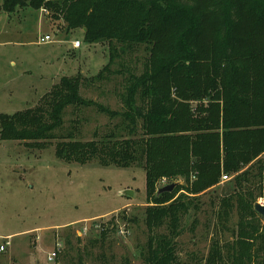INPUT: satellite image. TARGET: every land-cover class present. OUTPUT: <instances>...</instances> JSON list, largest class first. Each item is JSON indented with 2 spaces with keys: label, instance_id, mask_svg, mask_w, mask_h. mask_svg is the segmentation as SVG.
Listing matches in <instances>:
<instances>
[{
  "label": "trees",
  "instance_id": "obj_1",
  "mask_svg": "<svg viewBox=\"0 0 264 264\" xmlns=\"http://www.w3.org/2000/svg\"><path fill=\"white\" fill-rule=\"evenodd\" d=\"M27 7L47 10L68 33L83 30L90 44L108 43L109 61L89 78L92 82L108 78L112 64L121 58L118 47L126 51L144 46L148 52L143 71L128 73L126 111L111 114L127 122L129 137L112 133L100 141L71 140L56 147L58 157L68 162L98 160L104 166L123 168L138 163L144 168L151 204L145 220L150 232L146 263L173 264L170 239L179 236L182 214L195 206L194 200L219 186L222 176H233L229 196L223 200L225 214L236 207L240 216L232 259L223 263L216 246L208 261L264 264V223L255 220L259 219L255 204L264 196V0L3 3L9 14ZM82 82L80 77H63L34 108L1 115V140L39 145L54 139L68 106L96 105L109 113L82 97ZM164 179L184 183L158 196L156 184ZM115 219L101 227L102 240L117 231ZM247 219L253 221L243 223ZM165 226L169 237L151 236ZM66 243L71 246L70 239ZM68 253L61 254L63 260ZM77 261L73 257L69 264H85L82 257Z\"/></svg>",
  "mask_w": 264,
  "mask_h": 264
},
{
  "label": "rangeland",
  "instance_id": "obj_2",
  "mask_svg": "<svg viewBox=\"0 0 264 264\" xmlns=\"http://www.w3.org/2000/svg\"><path fill=\"white\" fill-rule=\"evenodd\" d=\"M3 3L0 0V117L34 108L63 77L82 78V97L109 113L96 105L68 106L52 140L38 145L0 138V247L5 246L0 264H69L73 257L76 262L82 257L85 264H147L150 232L145 220L151 204L144 168L138 163L123 168L98 160L68 162L58 157L56 147L71 140L100 141L112 133L129 137L127 122L111 114L126 111L128 73L143 71L148 52L144 46L126 51L118 47L121 58L112 64L108 78L92 82L89 78L109 61L108 43L90 44L80 29L68 33L64 23L54 22L43 8L9 14ZM46 35L52 41L41 43ZM76 41L80 48L73 47ZM232 178L202 194L182 214L179 236L170 239L173 264H213L208 259L216 246L223 263L231 262L240 216L236 207L225 214L223 200L229 196ZM170 181L158 182L156 193ZM127 190L134 198L123 196ZM257 202L264 204V196ZM258 216L255 220L263 224ZM114 217L117 231L102 240L101 227ZM157 234L170 236L166 226L151 236ZM54 252L57 255L49 260ZM61 252H69L65 260Z\"/></svg>",
  "mask_w": 264,
  "mask_h": 264
},
{
  "label": "water",
  "instance_id": "obj_3",
  "mask_svg": "<svg viewBox=\"0 0 264 264\" xmlns=\"http://www.w3.org/2000/svg\"><path fill=\"white\" fill-rule=\"evenodd\" d=\"M178 183H171L169 185H166L162 188H159L157 195L160 196L163 193H171L174 191V189L177 187ZM123 196H127L129 198H134V192L131 190H127L123 192ZM255 210L263 217L264 219V204L257 202L255 204Z\"/></svg>",
  "mask_w": 264,
  "mask_h": 264
},
{
  "label": "built area",
  "instance_id": "obj_4",
  "mask_svg": "<svg viewBox=\"0 0 264 264\" xmlns=\"http://www.w3.org/2000/svg\"><path fill=\"white\" fill-rule=\"evenodd\" d=\"M42 12H45L44 10H42ZM47 12V11H46ZM52 41V38L50 35H46L45 37L41 38L40 39V42L41 43H45V42H51ZM73 47L74 48H80L81 47V43L76 41L73 43ZM228 180H230V177L228 176H222V181L223 182H227ZM5 250V246H1L0 247V251H4ZM56 256V252L52 253L49 260H52L54 257Z\"/></svg>",
  "mask_w": 264,
  "mask_h": 264
}]
</instances>
